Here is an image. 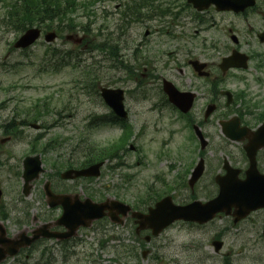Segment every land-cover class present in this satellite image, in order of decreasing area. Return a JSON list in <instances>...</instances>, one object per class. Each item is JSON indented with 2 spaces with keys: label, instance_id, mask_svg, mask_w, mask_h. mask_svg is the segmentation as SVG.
Returning <instances> with one entry per match:
<instances>
[{
  "label": "rangeland",
  "instance_id": "rangeland-1",
  "mask_svg": "<svg viewBox=\"0 0 264 264\" xmlns=\"http://www.w3.org/2000/svg\"><path fill=\"white\" fill-rule=\"evenodd\" d=\"M90 6L95 9V13L86 14L83 10H78L74 17L77 22L87 23L89 20L88 29L92 32L82 31L79 27L74 31L81 30L82 32H78V35L86 34L87 39L90 40L88 44L95 47L92 45L99 44L108 38L105 29L108 28L110 19L106 17L102 3H90ZM110 8L113 9L114 6L110 4ZM4 13L5 8L2 5L0 7V138L6 137L2 124L12 119L16 111L19 115L17 119L21 120L24 117V110L31 104L39 103L43 111L49 110L46 116L36 121L43 125L40 129L23 126L25 138L14 140H31L42 133L43 141L51 143L45 151V160L43 159L46 171L41 180L36 183L32 195L19 202V207L27 208L30 215H32L31 211L41 209L42 218L54 219L57 212L49 210L43 200H37L40 184L53 173L56 175L57 168L52 163H57L59 168H62L64 166L61 162L70 159L81 161L84 160L82 154H90L83 149V145L87 142L82 141V149L77 147L76 151H73L74 145L87 123L93 119L92 116L109 113L110 108L105 105L101 97L95 95V92L88 91L91 89L88 70L79 85L78 70L64 68L56 73L54 71L55 59L49 60L50 55L54 56V52L48 50L50 55L45 54L43 57L47 48L55 47L59 50L73 48L74 50L75 42L68 40L65 36L67 33L76 32L64 31L63 36L52 43H48L42 37L32 47H15L20 34L3 25ZM116 18H119V15ZM226 36L224 35L220 40L229 44L230 41ZM75 52L83 59L81 64H94L95 71L101 79V86L123 87L128 91L126 106L131 111L130 124L135 129L133 138L131 137L127 144V151H121L120 157L111 162L107 159L100 177L90 181L79 179L76 182L82 183V192L85 195H88L89 189H93L96 198L109 196L133 205L142 197L141 208L146 209L147 204L143 196L146 195L148 187H163L172 192L177 186L174 177L188 172L198 161L199 142L194 136L188 137L189 131L182 127V120L177 122L175 118L172 122L170 118L174 114L171 115L170 110L167 109L162 116L158 117L157 112L150 111L151 101L138 100L132 93L134 84L124 82L119 76L118 69L110 67L111 63L100 49L83 53L76 49ZM221 52L225 53V48H222ZM58 55L61 57V53ZM44 65L49 69L47 73L42 70ZM261 75L264 77V71ZM246 78L243 81L230 80L229 87L239 91L246 90L247 94L253 98V102L259 103L254 108L255 112H263L264 83L252 80L250 75ZM47 97L49 106L42 105V101ZM202 104L203 101L199 100L196 108H200ZM239 106L240 101L237 103V107ZM227 113L228 110L223 102L217 114L202 126L208 135L210 144L204 150L206 172L196 187L195 193L203 200L216 195L215 187L212 185L211 171L217 170L224 155H228V152L232 150L231 146L225 142L216 121V117L217 120L219 116L225 118ZM32 115V112L27 114L28 119L34 120ZM177 116L181 117L178 114ZM122 131L118 124L102 123L98 120L88 144L94 142L100 146L108 145L120 136ZM40 140L39 143H42ZM131 144L135 146L134 150L130 148ZM185 144L187 149L182 147ZM9 146L16 151V154L10 157L8 154L5 159L10 158V164L17 169L21 167L22 159L29 152L30 147L23 142H13ZM91 147L97 149L96 145H91ZM35 148L37 149V145ZM91 156L96 155L91 153ZM110 163L115 167L107 166ZM172 165L174 167H171ZM162 179H165L166 183ZM0 184L4 189L1 203L7 205L20 197L17 193L22 188L21 176L11 174L4 167L0 171ZM15 184L18 189H14ZM173 193H175L176 202L181 203L190 200L192 191L187 188H177ZM263 220L264 210L253 213L236 226L225 215L217 217L206 225L177 222L159 236L152 237L150 242L145 241V247L142 241L145 240L147 232H142L140 237L136 238L133 222L128 221L123 226L107 224L104 228L106 230L101 228L103 223H99L79 231L75 244L67 249L66 258L59 250L60 245L50 240L37 247L30 258H27L24 253L9 259L4 264H222V259L227 254L232 257L234 264H264ZM30 222L27 224L30 225ZM21 228L22 226L14 222L10 223V229L13 232ZM216 235L224 241V247L219 253L215 252L212 245ZM100 238H108L104 246L99 243ZM46 246L51 248L41 257V250ZM145 250L148 252L144 256ZM257 257H261V260L258 261Z\"/></svg>",
  "mask_w": 264,
  "mask_h": 264
},
{
  "label": "flooded vegetation",
  "instance_id": "flooded-vegetation-1",
  "mask_svg": "<svg viewBox=\"0 0 264 264\" xmlns=\"http://www.w3.org/2000/svg\"><path fill=\"white\" fill-rule=\"evenodd\" d=\"M107 2L104 8L110 22L108 28L105 29L108 38L105 39L104 54L111 63L110 67L118 69L119 76L124 82L134 84L132 93L135 97L138 100L151 101L150 111L157 112L158 117L162 116L167 109L170 110L171 115L177 113L181 117L175 114L170 119L172 122L175 118L177 122L182 120V127L188 131L190 127L194 128L195 123L203 126L209 122L212 118L205 117L207 105L218 103L221 107L222 100L226 98L223 94L224 85H227L231 78L244 76L247 73V71L234 69L223 74L220 63L224 56L233 50L242 51L249 56L250 63L254 65L250 76L257 80L262 78L264 0H260L255 7L243 13L220 11L214 5L198 11L188 0H108ZM110 4H114L113 9L110 8ZM117 15L119 18H116ZM237 31L240 35L238 34L239 39L236 43L231 35ZM224 32L229 36L230 45L225 43L226 52L223 55L221 50L224 43L220 39L223 38ZM194 62L205 64L201 70L205 73L204 76L200 75ZM167 84L174 85L180 91L194 92L196 100L203 101L202 106L195 107L186 116L182 115L179 109L169 103V95L166 92ZM245 116L244 113L240 116L241 126L247 125L244 123ZM191 119L194 120L192 125L190 124ZM222 119L219 116L217 120L216 117L218 123ZM251 127L256 130L258 126ZM238 135L253 138L252 134L246 135L243 132H238ZM260 137L264 141V133ZM16 142L21 143L22 141ZM23 143L30 147L29 152L39 150L35 147L31 150L32 142ZM245 143L246 141L236 143L237 145H234L236 151H231L229 155L233 166L242 171L241 176H244V171L248 167V157L244 150ZM229 144L233 146L234 143L229 142ZM9 152H11L9 157L16 154L14 149H8L2 145V140H0V171L4 167L8 171L12 169L10 158L5 159ZM257 161L260 170L264 171V148L257 152ZM222 170L223 166L218 172ZM51 187L57 194L78 192L77 183L67 180L51 182ZM38 190L37 200H43V203L49 207L46 181ZM21 192L23 195L17 200L7 205H0V218L6 224V230L10 229L9 223L14 222L25 228L26 233L31 235L36 227L46 222V219L42 218L41 209L31 211L32 215H30L27 208L19 207V202L28 197L31 189L28 195L24 194L23 188ZM56 211L60 216L64 207L60 205ZM27 222H30V225ZM8 232L12 234L9 230ZM43 242L45 239L33 243L30 247L21 248L19 255L26 253V257L30 258L33 251Z\"/></svg>",
  "mask_w": 264,
  "mask_h": 264
},
{
  "label": "water",
  "instance_id": "water-1",
  "mask_svg": "<svg viewBox=\"0 0 264 264\" xmlns=\"http://www.w3.org/2000/svg\"><path fill=\"white\" fill-rule=\"evenodd\" d=\"M194 4L199 7L203 8L204 6H208L210 3H215L219 9H233L235 11L244 10L248 6H252L256 0H192ZM40 35L39 29H31L29 30L26 35L22 37V39L17 43V46H28L33 43ZM54 34H48V39H53ZM235 56L225 59L224 69H228L230 66L236 65L233 61ZM229 94V101L232 100V94ZM103 95L107 98L109 97L111 100H115L114 96L119 100L120 107L122 108V91L120 90H109L104 88ZM110 95V96H109ZM184 95V96H183ZM175 103L182 108L183 111H188L193 105V94L183 93L182 95L178 93L172 94L171 98ZM215 109V106H209L207 110V116H209L212 111ZM231 121L223 122L224 125V132L233 139H240L235 137L231 130L229 132L227 125L231 124ZM202 139V146L205 147L207 142L204 140L203 136L200 134ZM258 146L254 147V152H256ZM255 155V154H254ZM38 159V158H37ZM253 161V157H252ZM29 164L30 159L26 161V173L28 174L29 171ZM34 165V172L40 169V161L33 162ZM101 164L93 166L95 171H91V169H87L84 172H79L77 175L80 174H98V168ZM204 170L203 162L198 165L193 173V177L191 179V183L193 184L202 174ZM253 171H256L255 173ZM248 175L245 179H240L238 177V173L236 172L235 176L227 175L223 182L221 180V191L218 197L211 200L207 203H202L201 201H194L188 205L180 206L175 205L172 201L171 197H166L162 201L156 204V207L150 209V213L148 215H143L139 213H134L135 216L140 218V224L142 228H152L153 234H159L166 226L173 223L176 220H185V221H194L198 223H205L211 220L217 212L225 211L227 214L232 212V209L235 208V214L238 216L237 220L247 216L251 211L264 207V175H260L257 170H255V160L252 163L251 168L248 170ZM112 203L116 204L124 215L127 213V210L130 208L122 203L112 201ZM107 203L105 204H90L89 208L87 206H82L79 209V212L75 209L73 213L68 214V219H71V222H66V225L69 228V231L64 234H50L47 233L48 236H58L61 238L71 237L76 233V229L80 225L89 226L93 220L103 217L106 214H110L113 220H117L115 215L112 212L106 213L105 209L107 208ZM40 234H34L32 238H27L26 243L19 242L13 240H8L10 243H14L15 247L10 248L8 253L10 255H15L18 251L19 246L28 245L32 241L39 238ZM25 239V236L22 237ZM3 239L0 238V242ZM6 243V242H5ZM217 246V250L221 247V242H215ZM6 253L3 252L0 255V261L5 258Z\"/></svg>",
  "mask_w": 264,
  "mask_h": 264
},
{
  "label": "trees",
  "instance_id": "trees-1",
  "mask_svg": "<svg viewBox=\"0 0 264 264\" xmlns=\"http://www.w3.org/2000/svg\"><path fill=\"white\" fill-rule=\"evenodd\" d=\"M5 1L8 5L5 22L14 32L20 34L31 26H46L51 29L54 23L65 18L70 28L71 18H67V13L73 10L75 0H0ZM57 51L54 50V55ZM96 79H93V83ZM41 115L37 113L34 117ZM125 137V136H124ZM123 137V139H124ZM121 139V140H123ZM114 147V146H113ZM113 147L108 148L112 150ZM224 264H232L228 258H225Z\"/></svg>",
  "mask_w": 264,
  "mask_h": 264
}]
</instances>
